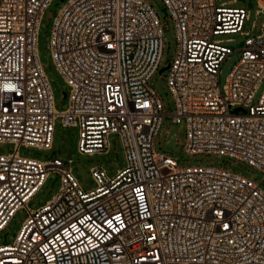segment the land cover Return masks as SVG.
<instances>
[{
  "label": "built area",
  "instance_id": "2783aa9c",
  "mask_svg": "<svg viewBox=\"0 0 264 264\" xmlns=\"http://www.w3.org/2000/svg\"><path fill=\"white\" fill-rule=\"evenodd\" d=\"M52 1L0 0V144L16 147L0 153V234L19 210L29 214L14 243L0 246V264H264V178L183 167L157 150L170 117L186 124L187 154L235 159L264 175V89L255 103L264 86V25L248 31L247 10L222 0H162L178 42L167 77L175 112L165 114L151 84L164 52L155 8L147 0H69L50 43L69 88V108L59 112L38 51ZM252 1L264 14V0ZM221 35H240L244 45L234 50ZM59 119L80 128L81 154L108 153L119 136L125 168L113 177L92 168L96 188L86 191L73 160L19 153L53 149ZM52 174L59 194L31 209Z\"/></svg>",
  "mask_w": 264,
  "mask_h": 264
},
{
  "label": "rangeland",
  "instance_id": "374dc122",
  "mask_svg": "<svg viewBox=\"0 0 264 264\" xmlns=\"http://www.w3.org/2000/svg\"><path fill=\"white\" fill-rule=\"evenodd\" d=\"M69 0H53L50 7L46 10L39 32L38 51L40 62L51 82L56 101V108L59 112H64L69 108V98L64 94H68L69 88L56 68L52 57L50 43L53 25L60 11L68 4ZM157 11L162 24L164 26V52L160 70L170 65L173 61L177 50L178 42L176 37L175 23L171 16H166L163 12L165 8L162 0H147ZM220 3H227V8L245 9L250 15V19L246 22V29L251 30L253 24L256 25L255 33L258 34L264 25V14H257V6L251 0H222ZM253 4L250 7V4ZM217 39L223 40L224 44L232 49H236L244 40L240 35H221ZM231 40V41H229ZM237 55L233 54L222 65L220 74V84L225 85L229 69L236 62ZM160 70L152 79V86L156 90L165 110V114H173L175 112V99L169 89L167 77L169 69L160 74ZM264 86H261L257 92L255 103L258 102ZM186 124L173 123L170 117H165L160 135L157 138V150L164 152L176 158L179 164L185 166H215L228 169L232 172L240 173L241 175L261 182L264 178L263 173L235 159L217 156L213 154L189 155L186 153L185 145L187 142ZM80 128L78 126H63L60 119L56 123L54 146L53 149L44 151L34 147H22L19 153L26 157L36 158L47 161L60 157L66 162L73 160V164L69 165L72 168L73 174L78 179L80 185L86 190H94L96 183L92 177L91 170L95 167L103 168L108 175L113 177L118 170L125 168L126 156L124 148L119 136L111 137V149L108 153H100L94 155L81 154L79 152ZM16 147L12 144H0V153L8 154L14 152ZM57 174H52L51 179L33 198L30 203V208L35 210L46 205L60 192L61 182L58 181L53 186L52 181L57 178ZM264 188V186H263ZM29 214L26 209L19 210L14 218L9 223L6 230L0 234V246L5 244V234H8L7 242L13 244L17 238L23 224L28 219Z\"/></svg>",
  "mask_w": 264,
  "mask_h": 264
},
{
  "label": "water",
  "instance_id": "95a60500",
  "mask_svg": "<svg viewBox=\"0 0 264 264\" xmlns=\"http://www.w3.org/2000/svg\"><path fill=\"white\" fill-rule=\"evenodd\" d=\"M242 1H246V0H242ZM250 7H252V4H250ZM163 12L166 16H168V12L166 9H163ZM244 45V42L240 43V45L238 46L239 48L242 47ZM169 69V65L165 68H163L162 70H160V74H162L164 71L168 70ZM65 97H67V94H64ZM239 110H236V112H238ZM58 181V178H55L53 181H52V185L54 186L56 184V182ZM5 243L7 242V237H8V234H5Z\"/></svg>",
  "mask_w": 264,
  "mask_h": 264
}]
</instances>
